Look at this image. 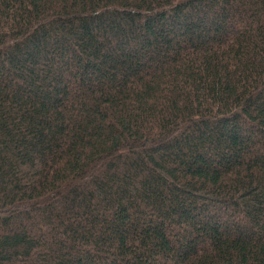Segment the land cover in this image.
Here are the masks:
<instances>
[{
	"label": "trees",
	"instance_id": "obj_1",
	"mask_svg": "<svg viewBox=\"0 0 264 264\" xmlns=\"http://www.w3.org/2000/svg\"><path fill=\"white\" fill-rule=\"evenodd\" d=\"M0 264H264V0H0Z\"/></svg>",
	"mask_w": 264,
	"mask_h": 264
}]
</instances>
